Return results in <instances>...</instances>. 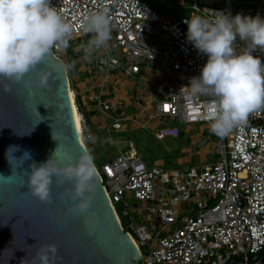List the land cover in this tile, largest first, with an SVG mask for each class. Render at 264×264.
<instances>
[{"label":"built area","instance_id":"obj_1","mask_svg":"<svg viewBox=\"0 0 264 264\" xmlns=\"http://www.w3.org/2000/svg\"><path fill=\"white\" fill-rule=\"evenodd\" d=\"M219 8L206 10L192 5L201 16L223 11L254 16V10L237 11L235 0H222ZM72 26V46L91 33L83 31L86 17L104 11L112 24V39L97 55L98 72L104 76L119 70L126 76L138 74L148 62L165 77L162 99H154L150 119L170 118L179 124L207 123L210 97L194 96L189 81L199 76L207 57L187 40L189 17L158 13L146 0H51ZM170 5H167V9ZM191 17V16H190ZM245 46L239 38L237 51ZM108 47L121 48L119 61ZM264 63V51L253 53ZM53 59L65 64L64 47L50 51ZM82 135L96 143L83 112ZM103 110L110 105L99 101ZM122 117H113L109 132L122 129ZM142 129L149 132L147 124ZM177 127L162 128L158 140L177 138ZM115 146L109 137L105 140ZM132 147V145H131ZM218 161L202 167L166 169L147 167L134 150L119 152L97 174L121 230L128 234L141 258L140 264H227L229 260L255 261L264 252V110L249 117L216 144ZM121 206V213L116 211ZM147 214L146 219L143 218ZM122 217L126 219L125 226ZM177 225V226H176ZM248 264V263H238ZM253 264H264V256Z\"/></svg>","mask_w":264,"mask_h":264},{"label":"clouds","instance_id":"obj_2","mask_svg":"<svg viewBox=\"0 0 264 264\" xmlns=\"http://www.w3.org/2000/svg\"><path fill=\"white\" fill-rule=\"evenodd\" d=\"M185 23L187 40L207 57L199 76L192 77L187 87L194 96L211 98L209 129L223 138L247 125L253 113L264 110V63L252 54L257 48L264 51V17L215 11L191 16ZM83 31L92 34L81 46L86 59L106 48L112 39L111 20L104 11L90 13ZM71 35L72 26L51 0H0V78L8 82L3 84V91H10L30 72L34 73L38 87L47 88L49 72L38 66L57 44L67 48ZM238 38L245 44L240 51L235 47ZM72 69L71 63H65L58 70ZM52 138L56 140L53 135ZM56 149L39 164L28 151L23 152L19 159L32 161L26 171L27 188L42 203H52L53 177L58 187L66 180L72 181L73 186L60 193V198L75 201L70 211L82 214L90 209L93 199V180L97 175L94 157L83 153L74 164L64 163L57 157ZM19 150V146L8 147L9 164V153ZM13 174L12 170L10 176L0 175V179L6 181ZM56 251L54 244L40 248L31 264H55L60 259ZM24 264L30 262L25 260Z\"/></svg>","mask_w":264,"mask_h":264},{"label":"water","instance_id":"obj_3","mask_svg":"<svg viewBox=\"0 0 264 264\" xmlns=\"http://www.w3.org/2000/svg\"><path fill=\"white\" fill-rule=\"evenodd\" d=\"M61 63L49 54L38 67L49 72L47 88L36 85L34 73L26 74L24 81L3 91L0 78V264H24L48 244L56 246L55 264H140L141 258L128 234L121 230L98 174L94 177V193L88 211L78 214L70 209L75 201L60 193L73 186L66 180L57 186L53 177L52 203H42L27 188L29 164L19 159L24 151L37 164L46 161L56 149L64 163H75L87 153L78 139L72 105L69 98V80L60 72ZM53 137L56 139L54 140ZM9 146L19 151L9 153ZM15 157V158H14ZM17 158V159H16ZM229 260L227 264L258 262Z\"/></svg>","mask_w":264,"mask_h":264},{"label":"crops","instance_id":"obj_4","mask_svg":"<svg viewBox=\"0 0 264 264\" xmlns=\"http://www.w3.org/2000/svg\"><path fill=\"white\" fill-rule=\"evenodd\" d=\"M146 1L158 13L165 11L175 18L190 17V15L196 14L192 9L194 3H198L201 8L206 10L219 8L223 4L222 0ZM235 1L234 8L237 11L253 9L254 16L260 15L264 17V0ZM167 5H170L169 9H167ZM73 51L78 55L83 52L80 45L74 46ZM66 55L65 50L64 58L66 63L73 65L71 85L73 86L74 94L77 95V104L84 114L91 134L96 136L97 140L98 136L104 131L110 133L108 130L113 117L125 118L122 122V129L115 133L122 134L126 132L132 134L133 139L128 141L129 148L123 152L134 150L141 157L138 146L149 144L153 138L156 139L155 134L162 128L177 127L179 136L177 138L163 139L160 142L159 153L170 157L179 168L192 166V164H196L197 166L195 165L194 167L200 168L209 163L207 159L210 155L216 153V144L218 142H205L199 139V135L193 132L195 131L194 124L196 123L179 124L175 119L170 118L150 119L155 110L154 99L162 98L164 94L166 79L165 77L162 78L160 73L156 77L147 76L146 73L150 69H146L130 76L116 71L106 76H95L89 66V59H86L84 55L77 56L72 61ZM82 75H84L83 78ZM98 98L100 102L109 104L110 109L103 110L102 105L98 104ZM143 124L148 125L149 132L142 129ZM205 125L209 127V124L206 123ZM109 137L114 140L115 147H117V141L110 134L108 137L103 138L102 145L109 144L105 143V140ZM119 152L122 151L118 149ZM164 165L165 161L160 159L151 167L165 168Z\"/></svg>","mask_w":264,"mask_h":264},{"label":"rangeland","instance_id":"obj_5","mask_svg":"<svg viewBox=\"0 0 264 264\" xmlns=\"http://www.w3.org/2000/svg\"><path fill=\"white\" fill-rule=\"evenodd\" d=\"M165 11H163L164 13ZM194 15H198L197 13ZM194 15H190V16H194ZM173 16V15H171ZM189 16V15H187ZM89 40V37L86 36L83 38V40H78L75 42V44H79L80 46L84 45L87 43V41ZM66 50V57L69 58L71 61L73 59H75L77 56H81L84 55V53H80V55L75 54L73 51V46H72V42L69 41V46L67 48L64 47V51ZM108 53L110 54V56H113L115 59L119 60V61H123L125 59V54L122 52L121 48H112L110 49V47H108ZM89 66L92 69V72L95 74V76H103L102 73L98 72L96 69L97 66V58L95 57V55L88 60ZM141 67V71L143 72L146 69H150L147 74V76H152V77H156L158 76L157 74H159V70L157 69V67L152 66L151 64H149L148 62H144V64L140 65ZM116 72H120L119 70H117ZM112 73H115L112 72ZM111 73V74H112ZM121 73V72H120ZM66 75L68 77L69 80V85H70V89L73 91V86L71 85V80H72V73L71 71L66 72ZM161 77L163 78L164 76L160 73ZM84 77V75H82V78ZM75 95V94H74ZM159 99H162L161 97H159ZM178 122V120H175ZM206 124V123H205ZM203 123L199 124L196 123L195 125V131H193L195 134L199 135V139L204 140L205 142H218L221 141L223 138L216 136L215 134H213L209 127L207 125H205ZM201 126H203V128H201ZM109 134L117 141V147L113 146V145H109V144H105L102 145V140L104 137H108ZM121 137V138H120ZM226 136V140H227ZM133 139V135L130 133H115L113 131H111L110 133H108L107 131H104L103 133H101L98 136V140L96 143H92L88 138L87 135L84 134L83 135V142L85 147L88 150V153H91V155L94 157V163L96 165V168L98 169V171H101V167L102 165H104L107 162L112 161L113 159H115V157L117 156L118 153V149L120 151H125L128 150V141ZM167 139V138H165ZM162 140H157V139H152L151 142L145 145H140L138 146V151L141 155L142 160L147 164V167H151L155 164L156 161L162 159L165 161V168L166 169H176L179 168L174 160H172L170 157H167L165 155H162L159 153V146H160V142ZM118 148V149H117ZM219 156L216 153H213L212 155H210L207 159V162L211 163V162H215L218 161ZM196 164H192V166H195ZM197 166V165H196ZM116 211L118 214L121 213V206L116 205ZM147 214L144 213L143 218L146 219ZM126 219L122 217V223L125 226ZM177 226V225H176Z\"/></svg>","mask_w":264,"mask_h":264},{"label":"bare ground","instance_id":"obj_6","mask_svg":"<svg viewBox=\"0 0 264 264\" xmlns=\"http://www.w3.org/2000/svg\"><path fill=\"white\" fill-rule=\"evenodd\" d=\"M69 98H70V102L72 105L74 123H75L76 132L78 135V139H79L80 143L83 145L84 149L87 151V149L84 145V142H83V135H82V128H81V117L77 111V108L75 105V99H74V92L70 89V86H69Z\"/></svg>","mask_w":264,"mask_h":264}]
</instances>
